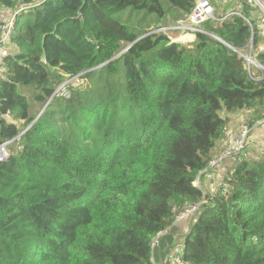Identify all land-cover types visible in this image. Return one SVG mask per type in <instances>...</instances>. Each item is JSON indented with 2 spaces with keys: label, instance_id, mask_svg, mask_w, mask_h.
<instances>
[{
  "label": "trees",
  "instance_id": "trees-1",
  "mask_svg": "<svg viewBox=\"0 0 264 264\" xmlns=\"http://www.w3.org/2000/svg\"><path fill=\"white\" fill-rule=\"evenodd\" d=\"M195 2L0 0L38 4L17 17L0 82V145L25 131L0 162V264H170L181 240L187 264H264V156L237 164L228 192L195 185L229 114L264 121V78L239 54L250 28L225 14L190 44L154 33ZM126 10L143 17L125 24Z\"/></svg>",
  "mask_w": 264,
  "mask_h": 264
},
{
  "label": "built area",
  "instance_id": "built-area-1",
  "mask_svg": "<svg viewBox=\"0 0 264 264\" xmlns=\"http://www.w3.org/2000/svg\"><path fill=\"white\" fill-rule=\"evenodd\" d=\"M233 4V8L230 12L226 14L223 19L229 16H239L244 19L250 28L251 37L248 46L244 52H239L241 57L246 62L247 70L252 78L261 80L264 76H255L253 74V69H260L264 71V65L258 60V56L264 53V0H229ZM213 0H196L193 10L186 19L179 23L175 29L184 32H192L197 34L200 32L199 27L210 20H217L215 14V8L213 7ZM23 4L19 11H16L13 16L7 14L5 8L0 11V82L3 81L9 71L7 59L11 56L12 50L16 48L13 42V37L15 33V21L16 14L21 11L28 10L37 6ZM255 21L258 22V26H255ZM162 31V30H161ZM259 39L260 41L255 45V41ZM68 80L64 85H62L57 91L56 96H67L68 95ZM68 83V84H67ZM254 127L250 125L249 119L243 117L240 121L238 130L235 133H231L228 126L224 128V137L220 139L223 144L222 157L224 159L234 160V165L230 167V171L236 167L237 164L241 163L244 159H248L250 153L256 146H254L255 141L252 137V131ZM25 133H21L22 136ZM20 135L11 141H6L0 145V162L8 159L11 155L10 144L16 139L20 138ZM260 151L259 156L256 159H260L264 156V142L258 148ZM19 150V149H18ZM216 161H211L209 169H214L216 167ZM195 185L200 187V182L196 181ZM230 186L226 181L222 182L216 190L212 193V196H216L220 190L228 192ZM207 203L206 197L200 202L187 204L184 208L178 210L174 218V224H179L185 220L191 219L196 216L201 208ZM156 244V243H155ZM182 249L176 247L172 255L170 264H187L183 259Z\"/></svg>",
  "mask_w": 264,
  "mask_h": 264
},
{
  "label": "crops",
  "instance_id": "crops-1",
  "mask_svg": "<svg viewBox=\"0 0 264 264\" xmlns=\"http://www.w3.org/2000/svg\"><path fill=\"white\" fill-rule=\"evenodd\" d=\"M213 2H214V0H213ZM216 5L218 6V8H220V7L223 9L229 8L230 11L233 8V4L229 0H217ZM215 11H216V9H215ZM182 21H184V20H180L176 23H170L169 22V27H164L161 29H166L168 31L169 37L171 38L172 42H179L182 44H190V43L195 41L196 34L192 33V32L187 33V32L175 29V27L177 25H179V23ZM251 114H252V112L245 111V110L237 112L235 114H229L228 115L229 123L227 126L230 129L231 133H235L238 130V127L240 125V121L243 117H247L249 119ZM252 137L255 141L254 146H256V148L253 149L252 154L250 156L254 155L256 153L257 149L262 145V142H264V123L258 124L254 127V129L252 131ZM222 150H223V144L221 143V141H219L217 143L215 149L213 150V153H212V156H213L212 160L216 161L217 165L214 169H209L205 173L204 178H207V181L204 182V180H203L204 178L202 179V181H200V184L202 183V185H204L205 188L207 187L210 190V192H213V190L215 188H217L223 182V180L226 177L227 167H231L234 165V160L224 159L222 157Z\"/></svg>",
  "mask_w": 264,
  "mask_h": 264
},
{
  "label": "rangeland",
  "instance_id": "rangeland-1",
  "mask_svg": "<svg viewBox=\"0 0 264 264\" xmlns=\"http://www.w3.org/2000/svg\"><path fill=\"white\" fill-rule=\"evenodd\" d=\"M216 1L217 0H214V2H213V7L216 9V11H215V14H216V16L217 17H224L225 16V14L227 13V12H229L230 11V9L229 8H218V6L216 5ZM128 17H130L131 19H142V17H143V14L142 13H139V15H138V17H134V16H132V15H130V11L129 10H126L125 12H123V14H122V19L124 20V23L125 24H127V18ZM147 21H150V19H146ZM258 24V22L257 21H255V26H258L257 25ZM140 25H142V26H146V22L144 21H141V24ZM152 29H155V27H152L151 28V30ZM157 32H168L166 29H162V31H160V30H158ZM156 32V33H157ZM260 40L259 39H257V42H259ZM253 74H255V76H264V71H262V70H260V69H257V70H255V69H253ZM74 81V80H73ZM73 81H70V82H68L69 84L71 83V82H73ZM67 83V84H68ZM80 83H83V82H80ZM85 129H86V125H85ZM88 141H90V140H88V137L86 136V132H84L83 133V145H82V147L88 152V153H92L93 151H95V145L93 146V147H88L87 146V143H88ZM97 144V146H100V144L99 143H96ZM262 151H260L259 149H257V151H256V153L254 154V155H252V156H250L251 154H252V152L250 153V155H249V159H251V158H257V156H259L260 155V153H261ZM233 170V169H232ZM231 170V171H232ZM231 171H230V167H227V169H226V176L229 174V173H231ZM204 180V182L205 181H207V178H204L203 179ZM201 181V180H200ZM223 182H224V180H223ZM196 183V182H195ZM215 188V187H214ZM206 190L207 191H209V189H207L206 188ZM214 190H216V188L214 189ZM214 190H213V192H214ZM176 247H180L181 249H183V247H182V240L181 241H177V244H176ZM182 252V251H181Z\"/></svg>",
  "mask_w": 264,
  "mask_h": 264
},
{
  "label": "water",
  "instance_id": "water-1",
  "mask_svg": "<svg viewBox=\"0 0 264 264\" xmlns=\"http://www.w3.org/2000/svg\"><path fill=\"white\" fill-rule=\"evenodd\" d=\"M187 17V16H186ZM151 33H149V34H146V35H144V36H142L141 38H139L138 40H136L134 43H132V44H130L128 47H126L125 49H123L119 54H117L113 59H111L109 62H107V63H105V64H103L102 66H100V68L101 67H103V66H105V65H107L108 63H110L111 61H113V60H115L116 58H118L119 56H121L123 53H125L132 45H134L135 43H137L138 41H140V40H142L143 38H145V37H147L148 35H150ZM235 50V49H234ZM236 51V50H235ZM237 52V51H236ZM55 95H56V93L53 95V97H55ZM52 97V98H53ZM48 106V104L43 108V110H42V112L40 113V115L38 116V118L42 115V113H43V111L46 109V107ZM37 118V119H38ZM258 125V124H257ZM20 137H21V135H20ZM197 181L198 182H200V176L198 177V179H197Z\"/></svg>",
  "mask_w": 264,
  "mask_h": 264
},
{
  "label": "bare ground",
  "instance_id": "bare-ground-1",
  "mask_svg": "<svg viewBox=\"0 0 264 264\" xmlns=\"http://www.w3.org/2000/svg\"><path fill=\"white\" fill-rule=\"evenodd\" d=\"M6 10H7L6 12H7V14H9V16H13V15L15 14V12H16V11H11V10H9V9H6ZM17 11H19V10H17ZM22 12H26V10H25V11H21V12H19L18 14H16V17H15L16 20H17L18 15H19L20 13H22ZM217 20H218V19H217ZM15 22H16V21H15ZM15 26H16V23H15ZM177 26H178V25H177ZM177 26H176V27H177ZM158 30L161 31L162 29L160 28V29H158ZM158 30H156V32H157ZM176 30H177V29H176ZM156 32H154V33H156ZM261 123H264V121L259 122L258 124H261ZM4 161H5V160H4ZM1 162H2V161H1Z\"/></svg>",
  "mask_w": 264,
  "mask_h": 264
}]
</instances>
